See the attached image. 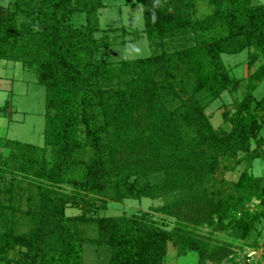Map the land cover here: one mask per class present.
Wrapping results in <instances>:
<instances>
[{"label":"trees","instance_id":"16d2710c","mask_svg":"<svg viewBox=\"0 0 264 264\" xmlns=\"http://www.w3.org/2000/svg\"><path fill=\"white\" fill-rule=\"evenodd\" d=\"M107 1L0 4V59L34 68L44 88L43 144L0 143L10 146L9 157L0 154V197H5L0 213L11 210L10 227L0 231V261L82 264L83 240L74 225L82 220L96 224L95 242L108 244L111 264H163L169 243L195 252L196 264L231 259L229 245L210 247L209 236L188 227L240 228L246 236L252 219L264 215L263 178L250 172L254 160L264 157V94L260 99L253 94L264 80V4L208 0L212 11L196 20L191 0H160L158 6L155 0H134L143 9V30L158 35V41L150 37L151 44L164 46L188 27L223 33L194 43L182 34L172 50L107 61L97 58L105 44L97 33L120 30L122 42L138 36L123 24L100 26L98 13ZM76 14L84 16L77 26L71 23ZM244 51L242 84L232 74L235 65L222 55ZM215 80L243 88L234 112L223 114L229 130L214 128L205 113L218 96ZM205 88L211 95L201 102ZM241 163L236 180L220 176ZM168 195L172 198L155 210L175 219L172 229L147 212L91 215L109 201ZM252 197L260 210L247 204ZM23 198L26 210L14 204ZM66 207L80 212L67 214ZM23 216L30 221L27 229L16 231ZM13 249L16 258L9 254Z\"/></svg>","mask_w":264,"mask_h":264},{"label":"rangeland","instance_id":"374dc122","mask_svg":"<svg viewBox=\"0 0 264 264\" xmlns=\"http://www.w3.org/2000/svg\"><path fill=\"white\" fill-rule=\"evenodd\" d=\"M9 0H0V4L7 5ZM106 7L99 10V24L101 27L113 28L121 24L128 29H133L138 32L135 39H128L122 42L123 35L120 30L109 31L108 33H97L99 39L105 43L97 53V58L107 61H117L123 58H135L147 56L155 52H160L161 49L167 51L172 50L176 44L183 41L182 34L176 35L174 39H166L164 46L151 44L150 37L156 38L158 35H148L143 30L144 17L143 9L140 4L134 3V0H111L107 1ZM253 4H264V0H251ZM212 11V6L208 0H191V17L194 19H202ZM84 22V16L76 14L73 16L72 24L80 25ZM188 42H202L211 39L215 35H221L222 29H200L196 32L188 27L186 29ZM145 32V33H144ZM163 47V48H162ZM224 62L233 66L232 74L240 78V82L245 83V74L247 69L246 51L237 55H222ZM255 67L251 68L253 71ZM207 74H211L210 68L206 69ZM216 81V80H215ZM215 90H218V96L207 107L205 113L209 118L214 128L229 130L230 123L223 118L224 112L231 114L236 109L237 103L243 96L242 89H232L229 84H222L216 81ZM242 90V91H241ZM201 102H205L209 98L211 92L205 88L201 92ZM256 99H260L264 94V80L253 91ZM260 120L263 117L262 109L257 110ZM43 126H44V88L36 82L35 69H27L25 64L18 61H9L0 59V143L4 139H17L24 142H30L37 145L43 144ZM260 136L264 137V124L260 130ZM260 150L264 154V140L262 141ZM254 146V145H253ZM10 147V146H9ZM9 147H0V154L3 158L10 155ZM12 150L14 149L11 146ZM15 150V149H14ZM241 154V153H240ZM244 167V163L236 166L234 171L219 172L221 177L226 180H236L239 173ZM250 172L256 176L263 178L262 188L264 189V157L257 158L253 162V168ZM25 186V185H24ZM66 189H68L66 187ZM18 190L15 191V193ZM26 194V193H25ZM24 195V194H23ZM168 199L164 197L151 199L148 197L125 198L121 202L109 201L104 210H94L91 215H119V214H139L147 212L148 216L157 222L163 221V226L167 229H172L176 226L175 219L168 218L164 214L155 210L156 207L164 204ZM0 202H5V197H0ZM258 199L252 197L247 204L252 208L256 207ZM15 206H19L20 210L27 209L26 199L23 198L19 202H14ZM11 210L3 209L0 213V231L7 230L10 227L8 222V214ZM67 214H77L79 209L74 207H66ZM29 219L25 216L21 217L15 225L16 231H25L27 229ZM16 223V222H15ZM162 224V223H161ZM78 229V236L82 239V264H111V250L108 244L99 245L95 242L97 234L96 224L93 221L82 220L74 224ZM189 230L195 233H204L210 237V247L219 245H229L234 255L231 259H225L221 263L207 262L205 264H264V215L258 214L253 218L251 225L248 228L247 235H241V229H227V231L213 230L211 227H193L189 226ZM18 249H13L9 253L12 258L18 257ZM21 250V249H19ZM197 254L183 245L168 244L163 264H196ZM0 264H8L0 261ZM15 264V263H12Z\"/></svg>","mask_w":264,"mask_h":264},{"label":"clouds","instance_id":"9594fccd","mask_svg":"<svg viewBox=\"0 0 264 264\" xmlns=\"http://www.w3.org/2000/svg\"><path fill=\"white\" fill-rule=\"evenodd\" d=\"M160 3V0H155V5L158 6ZM153 22H155V15H153Z\"/></svg>","mask_w":264,"mask_h":264}]
</instances>
